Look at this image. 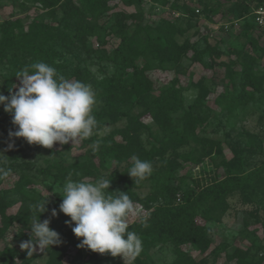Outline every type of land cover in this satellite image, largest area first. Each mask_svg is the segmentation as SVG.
Wrapping results in <instances>:
<instances>
[{
    "label": "trees",
    "instance_id": "obj_1",
    "mask_svg": "<svg viewBox=\"0 0 264 264\" xmlns=\"http://www.w3.org/2000/svg\"><path fill=\"white\" fill-rule=\"evenodd\" d=\"M115 0H0V8L11 7L20 14L0 23V78L5 96L15 92L16 74L36 62L53 66L66 78L76 79L92 87L97 105L93 115L98 121L97 134L84 140L85 150L79 161L50 163L29 173L32 165L24 161L16 164L19 179L12 190L20 207L9 213L14 200L8 193L0 194V243L15 225L21 228L19 237L30 239L31 206L43 201L38 182L50 180L63 185L71 174L72 179L94 181L99 177L112 180L109 192L128 193L145 211L141 220L134 222L128 231H135L143 242V250L134 258V264H155L154 250L170 247L173 260L169 264H218L224 255L226 264H264V254L253 255L249 249L231 247L226 242L212 248L211 221L221 222L230 209L235 196L261 191L264 195V161L246 169L245 153L254 155L251 145L241 146L229 142L232 158L222 157L217 168L224 176L196 182L194 188L185 187V177L179 176L183 163H203L212 154H222L221 140L206 135L203 127L211 119L213 110L208 100L213 90L200 79L194 84L198 93L187 105L180 76L186 74L184 60L191 54L192 63L221 66L225 70L223 91L214 99V106L230 115L249 106L258 94L264 93V32L248 17L251 11L264 4V0H196L201 10L194 9L189 0H152L160 7L170 6L180 17L168 13L157 24L145 23L142 0H122L125 7L134 11L114 12ZM32 8L39 13L28 24L21 15ZM199 10V13L196 11ZM230 16L234 26L238 21L240 32L226 50L221 41L204 38L199 47L186 35L194 31L199 35V17ZM108 36L119 40L111 53L104 48ZM183 39V40H181ZM100 46V47H96ZM154 69L174 71L176 77L169 84L155 88L148 73ZM216 85L213 83V87ZM6 112L0 105V123ZM150 118L153 125L145 122ZM111 125L113 129L100 135ZM252 140L254 135L249 134ZM100 140L98 151L88 146ZM186 150V151H185ZM185 151V152H184ZM150 161L155 169L150 177L134 184L128 176L131 157ZM17 161L16 156H12ZM111 163L117 168L108 173ZM13 164V163H12ZM21 169V170H20ZM20 170V171H18ZM41 178V179H40ZM151 190L142 194L145 184ZM261 189V190H260ZM40 215L43 220L50 208ZM29 230V231H28ZM59 246L45 249V264H66L65 256L72 241L61 238ZM190 245L200 254L201 260L187 253ZM15 258L16 250L5 249ZM31 257V256H30ZM20 264H31L29 259ZM71 264H102L97 253L89 251L82 261ZM112 264H126L121 257H113Z\"/></svg>",
    "mask_w": 264,
    "mask_h": 264
},
{
    "label": "rangeland",
    "instance_id": "obj_2",
    "mask_svg": "<svg viewBox=\"0 0 264 264\" xmlns=\"http://www.w3.org/2000/svg\"><path fill=\"white\" fill-rule=\"evenodd\" d=\"M142 1L146 24L155 25L161 18L168 17V13L173 14L175 17H180L182 23L186 22V18L181 13L174 12L170 6L165 8L153 4L152 0ZM189 3L194 9L201 10L196 0H189ZM114 4L116 5L114 12L134 11V7H125L122 0H115ZM12 13L20 14L19 11L13 10L11 7L0 8V23L11 18ZM38 13V10L32 8L24 15H21V17L24 23L28 24ZM229 18L230 16H226V14L224 16L223 14L218 15L214 18H206L205 15H202L199 17V35H194L195 30H192L186 37L188 36L199 47H204L203 41L205 37H208L211 41H221L222 49L226 50L229 45L234 44L235 38L240 32V26L230 25V22L227 21ZM108 41V45L104 50L107 53H111L118 45L119 40L108 36ZM261 44L264 46L263 39L261 40ZM205 62L208 66L192 63L190 54L184 60L186 74L180 76V84L185 90L184 94L187 105L191 104L196 98L198 91L194 87V84L200 79L204 78L205 83L212 87L213 92L209 97L208 104L213 112L211 113V119L203 127L202 132L221 140L223 149L222 154H212L203 163L198 165L192 162L183 163V167L179 170V176L186 178L184 180L185 187L188 188H194L196 182L208 180L214 177V175L217 177L224 176L223 169L216 166L222 157L232 158V152L227 145L229 142L238 143L245 147L251 145V148L255 149L256 153L254 155L245 153L246 169H251L254 165L264 161V93L258 94L254 102L236 111L233 115L223 112L221 109L215 107L213 102L216 96L223 91L222 79L225 76V70L221 66L212 68L208 56L205 57ZM262 63L264 65V57ZM148 75L153 80L157 89L169 84L176 77L174 71H163L160 69H154ZM213 83L216 85L215 87H213ZM16 85H19V80H17ZM1 86L2 80L0 78V88ZM2 93L0 89V94ZM145 122L153 125L150 118H146ZM112 129L113 126L108 125L100 131V135L109 133ZM10 131H15V127L12 124L11 115L7 113L4 121L0 123V153H3L7 158L0 154V162H3V166L10 167L12 174L8 178L0 180V194L8 193L12 197L14 203L9 213L15 214L20 207L16 196L12 194L15 183L19 179L15 163L21 165L24 161H27L33 168L29 173L36 174L37 169L47 167L53 162L68 164L79 161L85 150L82 148L84 141L73 146L71 142L66 145L55 144L52 149H47L40 145H29L22 138L10 139ZM249 134L254 135L252 140ZM10 143L14 144V147L11 150H7ZM12 156H16L17 161L14 162L11 159ZM116 168L117 164L111 163L108 173ZM154 170L153 168L152 173ZM36 175L38 176V174ZM152 185L151 182H147L142 194L148 193ZM62 187L63 185L54 184L50 180L38 182V190L43 196V201L48 200L46 205L51 211L52 209H56L58 213L56 217H52L50 211V214L45 218L50 220V228L58 232L61 238L67 237L73 243V246L65 256V263L71 264L74 259L82 261L90 250L78 247L80 240L75 237L71 226L66 224V221H69L70 217L59 212V205L62 202L63 196ZM262 190L257 192L250 191V193L245 195L235 196L230 200V209L222 221H211L208 223L212 230V248L226 242L231 247L249 249L257 257L264 254V195H262ZM145 215L146 211L141 206H138L137 215L129 217V225L131 226L134 222L141 220ZM20 231L21 228L18 225L13 226L6 234L5 239L0 243V264H20L22 261L28 259L31 264H45L47 258L44 251L40 252L37 250L29 257L26 251L21 250L20 244L23 240L19 237ZM5 249L16 250L18 254L12 259L11 255L5 252ZM183 249L197 260H201L208 255V253L205 255L200 254L190 245L184 246ZM97 254L100 256L102 264H112L113 257L110 254ZM152 256L155 264H169L174 257L171 248L167 246L154 250ZM121 259L126 264H134V258H127L125 261L122 257ZM218 264H226L224 255L220 258Z\"/></svg>",
    "mask_w": 264,
    "mask_h": 264
},
{
    "label": "clouds",
    "instance_id": "obj_3",
    "mask_svg": "<svg viewBox=\"0 0 264 264\" xmlns=\"http://www.w3.org/2000/svg\"><path fill=\"white\" fill-rule=\"evenodd\" d=\"M16 74L19 85L9 96L0 94V105L11 115L15 131L9 138H22L29 145H40L52 149L55 144L72 146L97 134L98 121L93 110L98 101L92 87L76 79H69L45 62H36ZM101 141L95 140L88 146L96 152ZM14 144L10 143L7 150ZM4 157H6L3 153ZM7 158V157H6ZM128 171L134 184L151 176L153 165L136 155L131 157ZM12 174L10 167L0 162V180ZM110 179L99 177L94 182L67 177L62 187V202L59 212L70 217L66 224L71 226L78 247L94 253L110 254L112 257H138L143 242L135 231H128L129 217L137 215L138 205L128 193L109 192ZM47 201L33 204L30 239L20 244L21 250L32 256L37 250L43 252L62 241L58 232L50 228V220L41 221L40 215L47 211ZM58 215L52 209L51 216ZM141 224L147 227L145 221ZM74 225V226H72Z\"/></svg>",
    "mask_w": 264,
    "mask_h": 264
},
{
    "label": "built area",
    "instance_id": "obj_4",
    "mask_svg": "<svg viewBox=\"0 0 264 264\" xmlns=\"http://www.w3.org/2000/svg\"><path fill=\"white\" fill-rule=\"evenodd\" d=\"M196 12L199 13V10ZM248 17H253L255 25L260 31L264 32V4L251 11ZM233 24L234 26L239 27L238 21H235Z\"/></svg>",
    "mask_w": 264,
    "mask_h": 264
}]
</instances>
